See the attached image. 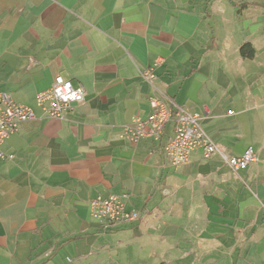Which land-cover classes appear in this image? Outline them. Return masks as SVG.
I'll return each instance as SVG.
<instances>
[{"label":"crops","instance_id":"obj_1","mask_svg":"<svg viewBox=\"0 0 264 264\" xmlns=\"http://www.w3.org/2000/svg\"><path fill=\"white\" fill-rule=\"evenodd\" d=\"M150 66L222 153L258 160L172 165L173 121L122 138L151 112ZM58 75L84 90L62 119L36 98ZM1 92L37 118L0 144V264H264L263 0H0ZM111 193L140 220L94 219Z\"/></svg>","mask_w":264,"mask_h":264},{"label":"built area","instance_id":"obj_2","mask_svg":"<svg viewBox=\"0 0 264 264\" xmlns=\"http://www.w3.org/2000/svg\"><path fill=\"white\" fill-rule=\"evenodd\" d=\"M264 1V0H263ZM144 79L156 91L150 99L151 112L147 118L136 117L131 123L125 124L121 137L132 143L143 138L159 141L168 122L173 121L174 133L165 144L167 157L172 165L187 163L193 151L203 148L204 156L210 158L222 153L219 146L209 137L198 113L175 104L155 84V66L142 71ZM37 103L49 117L64 118L65 114L74 109L76 103L84 99L82 87H75L71 80L58 75L53 85L37 94ZM37 118L33 108L18 103L5 92L0 93V144L16 133L20 125ZM226 161L234 171L246 168L258 160L257 154L249 148L241 156H226ZM128 195L111 193L107 196L98 195L89 201L91 215L94 219L110 224L134 223L140 220V213L135 209H127ZM70 260V259H69Z\"/></svg>","mask_w":264,"mask_h":264},{"label":"trees","instance_id":"obj_3","mask_svg":"<svg viewBox=\"0 0 264 264\" xmlns=\"http://www.w3.org/2000/svg\"><path fill=\"white\" fill-rule=\"evenodd\" d=\"M243 52L246 54L248 57H253L254 56V49L251 47V45L247 44L243 46Z\"/></svg>","mask_w":264,"mask_h":264}]
</instances>
